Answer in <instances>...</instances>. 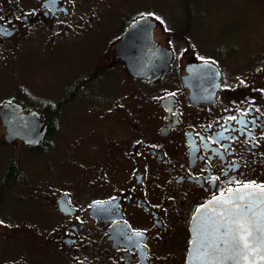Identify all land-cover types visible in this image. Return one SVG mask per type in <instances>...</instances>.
Masks as SVG:
<instances>
[{"label":"flooded vegetation","instance_id":"obj_1","mask_svg":"<svg viewBox=\"0 0 264 264\" xmlns=\"http://www.w3.org/2000/svg\"><path fill=\"white\" fill-rule=\"evenodd\" d=\"M202 1L0 0V109L19 107L11 130L30 131L27 115L42 127L7 140L0 112V264H185L195 210L264 185V50L194 57ZM141 17L171 52L155 79L116 57ZM202 61L218 84L192 97Z\"/></svg>","mask_w":264,"mask_h":264},{"label":"water","instance_id":"obj_2","mask_svg":"<svg viewBox=\"0 0 264 264\" xmlns=\"http://www.w3.org/2000/svg\"><path fill=\"white\" fill-rule=\"evenodd\" d=\"M152 27V22L146 17L132 21L121 42L116 46V57H119L125 63L132 76L155 79L162 71L168 69L171 52L153 40ZM154 61L157 62L156 66L152 65ZM187 70L189 72L187 78L191 79L196 87L191 90L192 97L198 95L199 87L201 88L205 83L211 85L210 92L214 93L220 76L216 65L209 61L195 62L191 63ZM15 109L20 117L22 113L17 105L5 104L0 109L3 122L7 126L6 139L11 140L14 136H18L25 142L35 141L34 138L42 133V127L39 126L36 115H27L26 120L19 122L25 124V122L30 121L33 125L30 131H23L24 127L22 126H18L16 130H11L13 125L12 114ZM240 194L228 192L223 196L219 195L195 210L189 225L190 241L185 264H209L210 261L211 264H237V262L238 264H264L257 253H249L247 261L243 260L239 254L235 255L234 260L223 259L227 255H233V253L221 242L220 237L227 227L235 228V225L228 224L227 220L238 218L236 215L231 217L221 216V213H224L226 209L235 211L232 205H225L223 201L232 198L234 203L242 205L250 218L259 217L264 212V203H261L259 196L251 200L246 198L242 202L235 199V196ZM248 205H251L250 210ZM224 239H227V237H224ZM210 244L218 245V247H209Z\"/></svg>","mask_w":264,"mask_h":264},{"label":"rangeland","instance_id":"obj_3","mask_svg":"<svg viewBox=\"0 0 264 264\" xmlns=\"http://www.w3.org/2000/svg\"><path fill=\"white\" fill-rule=\"evenodd\" d=\"M158 3L163 5L164 0ZM190 12L195 25L191 32L188 28L187 36L194 57L228 66L235 60L251 61L264 50V0H203L200 5H191ZM176 23L181 27L183 21L176 18Z\"/></svg>","mask_w":264,"mask_h":264},{"label":"snow or ice","instance_id":"obj_4","mask_svg":"<svg viewBox=\"0 0 264 264\" xmlns=\"http://www.w3.org/2000/svg\"><path fill=\"white\" fill-rule=\"evenodd\" d=\"M228 192L235 194L242 193L235 196V199L242 202L245 201L246 198L251 200L259 196L261 198V203H264V185L244 184L235 190L229 188ZM221 195L223 196L224 194L222 193ZM223 203L225 205H232L235 211H228L226 209L224 213H221L222 217H231L232 215L238 217L234 220H227V223L235 225V228L227 227L226 231L220 237L221 242L233 253V255H227L223 259L234 260L235 255L239 254L242 256L243 260L247 261L249 253H257L260 255L261 260L264 261V212H262L259 217L250 218L242 205L234 203L232 198L223 201ZM248 209H251V205H248ZM217 231H219V229H217ZM224 237H227V239H224ZM209 247H218V245L210 244ZM209 264H211V261Z\"/></svg>","mask_w":264,"mask_h":264}]
</instances>
